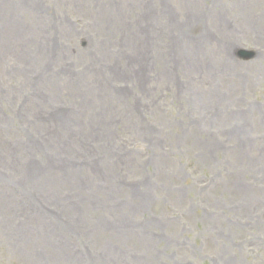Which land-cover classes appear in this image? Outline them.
<instances>
[{
  "label": "rangeland",
  "instance_id": "rangeland-1",
  "mask_svg": "<svg viewBox=\"0 0 264 264\" xmlns=\"http://www.w3.org/2000/svg\"><path fill=\"white\" fill-rule=\"evenodd\" d=\"M0 264H264V0H0Z\"/></svg>",
  "mask_w": 264,
  "mask_h": 264
},
{
  "label": "water",
  "instance_id": "water-1",
  "mask_svg": "<svg viewBox=\"0 0 264 264\" xmlns=\"http://www.w3.org/2000/svg\"><path fill=\"white\" fill-rule=\"evenodd\" d=\"M237 56L240 59L249 60V59L253 58L254 52L253 51L244 50V49H239V50H237Z\"/></svg>",
  "mask_w": 264,
  "mask_h": 264
},
{
  "label": "bare ground",
  "instance_id": "bare-ground-1",
  "mask_svg": "<svg viewBox=\"0 0 264 264\" xmlns=\"http://www.w3.org/2000/svg\"><path fill=\"white\" fill-rule=\"evenodd\" d=\"M49 192L50 191H48V192H45V193H47L48 195H49ZM51 220H53V218L51 219ZM53 221H55L56 222V218H55V220H53ZM51 227V226H50ZM56 227V225H54V228Z\"/></svg>",
  "mask_w": 264,
  "mask_h": 264
}]
</instances>
